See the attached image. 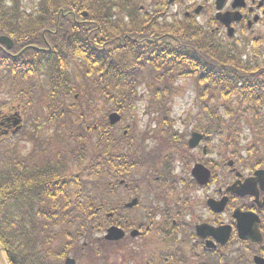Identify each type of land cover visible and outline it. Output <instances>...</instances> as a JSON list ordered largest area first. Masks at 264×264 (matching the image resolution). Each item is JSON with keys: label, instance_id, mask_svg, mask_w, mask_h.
<instances>
[{"label": "trees", "instance_id": "obj_1", "mask_svg": "<svg viewBox=\"0 0 264 264\" xmlns=\"http://www.w3.org/2000/svg\"><path fill=\"white\" fill-rule=\"evenodd\" d=\"M88 6L84 18L81 7ZM117 6L115 0H0V36L13 41L10 50L0 45V83L15 92L11 101L17 103L4 101L0 109L19 113L25 125L29 98L41 86L48 91L42 126L23 125L18 132L31 130L32 150L6 153L0 163V252L7 264H62L70 255L77 264H107L108 251L118 255L120 243L99 234L119 226L117 182L136 183L127 170L146 161L148 136L130 144L106 117L132 109L138 86L152 97L157 153L185 146V134L172 130L169 108L180 76L196 85V126L217 140L220 160L264 169V77L255 65L264 58L263 45L256 42L245 53L192 20L174 31L152 24L148 14L144 31L138 25L142 33H127ZM166 7L152 5L155 13ZM41 132L46 136L38 138ZM16 134H0V146Z\"/></svg>", "mask_w": 264, "mask_h": 264}, {"label": "flooded vegetation", "instance_id": "obj_2", "mask_svg": "<svg viewBox=\"0 0 264 264\" xmlns=\"http://www.w3.org/2000/svg\"><path fill=\"white\" fill-rule=\"evenodd\" d=\"M201 1L204 6H198L201 9L200 13L204 11V8L208 4L213 10L212 16L210 15L208 20L205 18L203 23L212 24L213 32L221 30L226 34V26L218 21L214 22V15L217 12L216 0ZM234 2L235 0H225L220 9V13L222 14H232L231 18L238 17L237 22L231 19L232 21L229 23L234 30V35L238 36V31H241L245 37L254 40L261 31V39H264V0H241L236 4ZM185 6H183L185 10L182 13L183 17L188 19L194 17L193 12L195 9L192 8V5ZM12 123V118L2 117V112H0V131L11 130ZM173 128L175 129V126ZM123 132L126 131L123 130ZM175 133L179 134L178 130ZM205 141L206 145H209L208 140ZM175 143L181 144L182 141H175ZM149 145L150 157L144 175L147 178H153V181L156 182H158L159 178H165V185L156 186L150 183V179L146 183H143V185L146 186L148 193L151 195H154L158 191L156 194L157 200L164 193L171 194L175 191L185 193L187 191L176 188L175 184H181L183 187L186 186L188 188L193 187L196 190L204 189L211 183L213 184V181L217 179L215 170H223L221 176H224L227 180L222 177L218 181L219 183L216 184L218 188L212 189L214 197H208L204 203H198L197 201L198 204L195 205L197 210L199 205L200 208L204 207L210 216L221 219L210 223L204 220H197V214L190 212L195 217L184 220L186 209H183L180 203L176 204L179 205L176 208L175 206L174 208H170L168 201V204L165 202L161 209L153 208V210H150L148 208L147 211H143V220H141L140 226L146 227V236L140 235L137 240L130 241L126 235L124 241L119 244L120 252L131 247L137 261L139 256L136 254L140 253L139 248H148L150 250V246L154 242V239H150V224H153L157 229L163 227L162 232L168 238L166 250L157 256L158 259H163L164 264H257L260 261L264 262V184L256 183L253 188H244V192L251 193L252 195H238L230 191L231 188H240V185L246 180L252 179L254 172L245 174L243 171L247 170H242L243 167L235 165L234 162L232 163L233 169L229 167L228 160L230 159L225 158L223 161L220 160L217 145H215L216 147L210 145L209 151L207 149L204 151L203 149L202 153L198 156L192 155V152L197 151L200 146L190 151L185 146L181 147L179 148L180 153L183 152L182 155H179L181 158L176 156L175 152H179L178 149H158L161 153H157L151 140ZM209 156L214 160H206ZM196 164L203 165L211 173L209 183L203 187L192 175V169ZM138 187L135 185L133 191L137 192ZM212 205L214 208H212ZM237 211L250 213L257 217L258 221L247 222L245 226L248 230H251L252 226L256 227L258 233H260L259 241L253 242L241 239L238 231V220L234 217ZM154 218L157 219L156 224L153 222ZM118 223L122 226L121 229L127 233V228L131 226L133 221L128 215L124 216L122 211L118 214ZM215 229L217 232H214ZM222 229L229 230V237L223 245L220 243L224 240L221 237ZM173 231H177V235L171 237ZM144 239L146 240L143 241Z\"/></svg>", "mask_w": 264, "mask_h": 264}, {"label": "rangeland", "instance_id": "obj_3", "mask_svg": "<svg viewBox=\"0 0 264 264\" xmlns=\"http://www.w3.org/2000/svg\"><path fill=\"white\" fill-rule=\"evenodd\" d=\"M117 1L118 6L116 7V11L117 12V16L116 19L123 24H126L124 29V31H127V33H130L129 29L133 30L134 32L137 31V33H142L140 30L141 24H143L144 20H143V14H148L149 21L152 24H158L160 26H166V25H172L171 27H173L174 31H178L180 28L179 27V20L181 19V14L185 11L183 9V7L181 5H186L187 6H191L192 8H197L199 5H203L201 0H177L176 2H173L172 4H169L167 6L166 9H164V13H155L154 8L150 9V5H155V3H163V2H167V0H115ZM142 2V5H139V2ZM131 4V7L129 8L128 5ZM28 6V5H26ZM136 6H138L137 10H136ZM204 6V5H203ZM210 5L208 4L207 7L204 8V11L202 12L201 16L198 17L197 22H201L203 23L206 20L209 19V16L213 14V10L209 7ZM29 7V6H28ZM82 11L84 12H88L89 11V6L88 7H81ZM139 9H143V11L141 12ZM181 11V12H179ZM141 12V13H139ZM83 14V13H82ZM176 15L175 17V21L170 22L169 21V16L171 15ZM145 16V15H144ZM203 16V17H202ZM138 25L140 27H138ZM174 25V26H173ZM182 25V24H181ZM207 28L210 29L212 28V24H206ZM145 24H143V27L141 28L142 31H144L145 29ZM178 28V29H177ZM183 28V27H182ZM160 32H164V29H158ZM166 31H168V29H165ZM216 35H214V37L216 38V40H223L224 44H230V45H237L238 43H241L239 46V50L244 51L245 53L250 52L251 51V45H248L245 40L249 39L251 40V38L249 37H245L243 32L238 31V37L235 36L234 38V42H228L227 38L225 37L226 34L224 32H222L221 30H218V32H215ZM129 35V34H126ZM237 38V39H236ZM237 41V42H236ZM117 43V42H116ZM106 44H109L107 42H105L104 47L106 46ZM264 46V43L262 44ZM250 62V61H249ZM251 64H254L252 62H250ZM258 64H255L257 66H259L258 68H260L261 72L264 75V58H260L257 61ZM149 72H145V75H151V73ZM150 77V78H151ZM174 78H176L175 80V84H174V92L171 94V96L169 97V108L171 109V120L173 121V125L175 126V130H178V133H184L185 131H190V130H194L196 128V124H198V113L200 112V100L198 98L197 95V89H196V85L193 82L192 79L190 78H182L180 76H175ZM149 79V77H148ZM3 77L0 76V81L2 82ZM41 83V82H40ZM24 86H22L23 88ZM10 87H8L7 85L1 86L0 84V101L2 100H12L13 94L15 93L13 90L9 89ZM48 97V91H43L42 90V86L38 89V91L36 93H33L31 98H29L31 100V111L32 113L30 114V118L29 121H26V124L23 125L24 126H42L43 121L45 119V100L43 97ZM151 95L149 96V94H146L145 92V88L143 86H138L136 89V97L133 103V106L131 107L132 109H130L129 111L123 113L122 116V122L119 126L124 127V129H121L120 131L123 130H128L129 132L127 133V139L130 137V135H132L134 138H138L143 134H147V136H151L153 135L156 131V125L154 121V115L151 114L152 108H151ZM2 102H0L1 104ZM44 103V104H43ZM11 104L14 105L17 104L15 101H11ZM101 107H104L103 103H99L98 104V108L101 109ZM106 108V105L105 107ZM122 114V113H121ZM107 118V117H106ZM33 119V120H32ZM188 126V127H187ZM119 131V134L121 133ZM44 135V132L39 133V137L41 135ZM246 132L244 131L243 136H246ZM26 135V136H25ZM31 130L30 129H26L25 131H23L21 134H16L13 138H9L6 141H4L1 146H0V163L1 160L4 156V154L8 153V154H13L15 152L17 153H21V154H25L28 151H31L33 148V144L30 141L31 139ZM48 135H51L50 133H48ZM25 136V137H24ZM188 140V139H187ZM187 142V141H186ZM145 144L147 146H150V139H148ZM247 144V140L243 139L241 142V145L244 146ZM210 145H206V143H201L200 147L197 149V151H193L192 155H200L204 150H210ZM194 150V149H193ZM190 154V153H189ZM67 159L70 161L71 164V160L69 157H67ZM198 160V159H196ZM206 160H214L212 157L209 156L208 159ZM205 162V161H204ZM71 167V171L73 170V166ZM241 167V166H240ZM222 169L220 170H215V174L217 176V179L213 181V184L211 183L210 185H208L207 187H205L204 189H193V187L188 188V187H183L181 184H175V187L178 189H185L187 190L185 193L181 192V191H175L172 192L171 194L169 193H164L163 196L160 197L159 200H157L156 198V194L158 193V191L154 194L151 195L146 191V186L143 185V181L139 184L138 190H137V194L139 197L136 196H128L126 199L127 202H129L131 199L133 198H138L139 203L137 205V207H135L134 209H131L130 211L123 213V215L128 214L129 217L132 218V221L134 222V224H139V222H141V220H143V211L146 210L148 208H150V210H153L154 207H160L162 208L166 202V204H168L169 201V205L170 208H176V205L178 203H180L183 207V209H186V213L184 214V220L186 219H190L192 217H195L194 215H192L190 212H195L198 216L197 220H204L206 222H210L213 223L214 221H217L218 219L221 218H216V217H212L210 216L207 211L204 209V207L200 208L198 205V210L195 207V205H197L199 202L200 203H204V201L208 198V197H214L213 193H212V189H217L218 185H216L217 183H219L218 181H220V179L224 176L222 175ZM245 174H248L249 172L247 171H243ZM243 173V174H244ZM143 172H139L138 175L136 177H140L142 175V177H144ZM244 174V175H245ZM227 180V179H225ZM155 182V181H154ZM156 183V182H155ZM156 187V186H153ZM126 195L125 193L122 194V198H124ZM163 197H165V199H163ZM121 198V193L118 192L117 196H116V200H120ZM185 198V199H183ZM164 200V201H163ZM198 201V203H197ZM198 211V213H197ZM155 214H157L156 212H154ZM155 219V218H154ZM225 219V218H223ZM154 224L157 223V219H155ZM155 226L153 224H150V238L154 237L155 238V247L152 248L154 250H158L161 249L163 246L160 245L161 244V240L157 239L156 240V235L155 233ZM158 235L161 236V234H164L159 228L157 229ZM177 235V231H173L171 233V237H174ZM144 253H146V249H143ZM108 260H107V264H120V259L119 256L116 254H113L112 252L110 253V251H108ZM71 256V255H70ZM143 259H145L146 255H142L141 256ZM1 258H2V262L4 264H7L5 261V258L3 256V253L1 252ZM79 264H87L84 260L80 261Z\"/></svg>", "mask_w": 264, "mask_h": 264}, {"label": "water", "instance_id": "obj_4", "mask_svg": "<svg viewBox=\"0 0 264 264\" xmlns=\"http://www.w3.org/2000/svg\"><path fill=\"white\" fill-rule=\"evenodd\" d=\"M173 0H170L169 2H172ZM225 0H216V4L218 9L221 7V5L224 3ZM238 1L241 0H235L234 4L238 3ZM230 15L226 14L224 16L221 15H217V19H219L221 22H223L224 24L228 25L229 20H230ZM229 36L232 35V31L229 30L228 31ZM0 43L5 45L7 49H10L12 46V41L7 38V37H0ZM119 116L116 113H112L109 115V121L110 124L113 125L115 123H117L119 121ZM18 121H15L14 125H17ZM203 138V135H200L198 133H193L190 140L188 141V146L190 148H195L199 142L201 141V139ZM193 176L195 177V179L197 180V182L201 185H205L208 182L209 179V172L204 169L201 165H196L192 171ZM256 183H260L261 185L264 184V171L260 170V171H256L254 173V177L252 179L246 180L244 184L240 185V188H231L230 191L233 193H236L238 195H245V194H251V193H246L244 192V188L245 189H249L250 187H254ZM252 195V194H251ZM136 204V200H133L131 203H129L127 205V207H132ZM212 208H214V206L212 205ZM235 219L238 220V231H239V236L241 237V239L243 240H251L253 242H257L259 241V234L258 231L256 229L255 226H252L251 230H248L245 226V224L247 222H256L258 221L257 217L254 216L253 214L250 213H241L239 211L235 212L234 215ZM221 230V229H220ZM214 232H217V230H215ZM256 234V235H254ZM137 235V232L134 231L131 233V237H135ZM229 235V230L228 229H222L221 232V237L224 239L223 241H221L220 243L223 244L226 239L228 238ZM254 235V236H253ZM124 237V233L116 228V227H110L107 231H106V235L104 236V239L106 241H118L120 239H122ZM258 238V240H257ZM0 264L1 261H0ZM64 264H75L74 259L71 258H67L64 262ZM257 264H264V262H257Z\"/></svg>", "mask_w": 264, "mask_h": 264}]
</instances>
